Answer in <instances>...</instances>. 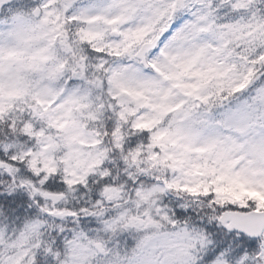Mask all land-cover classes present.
Instances as JSON below:
<instances>
[{
	"label": "snow or ice",
	"instance_id": "1",
	"mask_svg": "<svg viewBox=\"0 0 264 264\" xmlns=\"http://www.w3.org/2000/svg\"><path fill=\"white\" fill-rule=\"evenodd\" d=\"M0 264H264V0H0Z\"/></svg>",
	"mask_w": 264,
	"mask_h": 264
}]
</instances>
